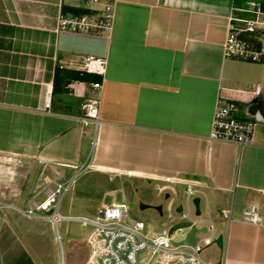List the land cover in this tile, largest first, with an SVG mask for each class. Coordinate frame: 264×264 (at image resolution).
<instances>
[{
	"label": "crops",
	"instance_id": "crops-1",
	"mask_svg": "<svg viewBox=\"0 0 264 264\" xmlns=\"http://www.w3.org/2000/svg\"><path fill=\"white\" fill-rule=\"evenodd\" d=\"M100 8L87 0H0V158L7 167L41 166L43 181L74 178L71 188L83 170L153 188L163 197L145 204L161 206L169 222L187 186L207 206L202 219L208 215L223 236V251L212 245L202 259L264 264V225L242 222L250 206L264 218V53L260 63H246L223 51L229 19L253 18L264 0H116L108 37L57 28L59 14ZM256 36L264 50V28ZM81 56L106 61L100 91L80 85L74 70H57L78 67ZM257 86L252 106L247 94ZM47 94L50 114L42 111ZM220 97L236 101L238 119L258 121L250 144L208 140ZM88 100L97 102L98 117L85 124ZM0 206V264L87 262L88 227L79 224L87 235L62 244L61 223L28 219L17 204ZM228 210L229 223L222 217Z\"/></svg>",
	"mask_w": 264,
	"mask_h": 264
},
{
	"label": "built area",
	"instance_id": "built-area-1",
	"mask_svg": "<svg viewBox=\"0 0 264 264\" xmlns=\"http://www.w3.org/2000/svg\"><path fill=\"white\" fill-rule=\"evenodd\" d=\"M91 6H101L95 14L83 16L57 17V28L76 34L108 37L113 28L116 0H87ZM264 12L260 9L254 12L253 18L231 17L228 22L226 38L223 45L224 58L246 63H260L263 58V48H256L258 28H264V19H258ZM78 67L71 64L57 68L62 71L74 70L76 80L80 85L86 84L89 89L100 91L102 80L106 74V61L95 56H81ZM262 92L260 86L247 94V101L252 106L257 105ZM97 102L88 100L83 106L82 121L95 122L98 117ZM42 111L50 114L51 97H44ZM239 107L236 101L218 98L214 112L212 128L208 140L213 142L231 143L238 147L252 142V135L258 121L238 119ZM126 176H132L127 173ZM74 178L68 181L44 180L40 190L27 202L23 211H18L28 219H46L54 227L62 222H77L89 228L86 243L89 256L85 264H212L202 259L201 254L217 239L215 229L209 223V216L203 221L205 234L197 237L194 247L176 246V235L166 230L155 231L145 235V225L142 221L130 217V208L126 203H112L99 209L94 217H69L60 212L62 198L70 191ZM171 183L170 179L164 180ZM178 181V180H177ZM182 212L176 216L177 221L194 220L192 200L198 197L195 190L185 187ZM42 198L41 202H38ZM1 207V206H0ZM52 212L48 217L41 214ZM222 217L231 221V211H223ZM242 222L262 227L264 218L254 206L242 212ZM59 239L57 238V241Z\"/></svg>",
	"mask_w": 264,
	"mask_h": 264
},
{
	"label": "rangeland",
	"instance_id": "rangeland-1",
	"mask_svg": "<svg viewBox=\"0 0 264 264\" xmlns=\"http://www.w3.org/2000/svg\"><path fill=\"white\" fill-rule=\"evenodd\" d=\"M76 110L75 113L82 118L81 106L77 105ZM7 162L9 161L0 158V201L26 208L27 202L42 187L43 178L47 172L34 163H15L7 167ZM111 190L113 192H110ZM160 197L163 195H157L153 188L145 190L139 184L134 187L120 179L112 182L109 177L83 170L78 172L73 188L62 198L60 211L64 216L92 218L99 209L110 206L113 202L126 203L130 208V217L142 221L145 225L143 234L150 236L155 231L169 228L170 222L166 214L162 218L157 217L152 209L141 210L140 205L151 199L154 202L160 201ZM41 201L42 198L38 202ZM163 212L165 213L164 209ZM203 212L205 213V210ZM58 231L62 244L65 238L78 242L87 235V231L83 230L77 222H62ZM56 250L59 252L58 244H56ZM77 260L80 261V258Z\"/></svg>",
	"mask_w": 264,
	"mask_h": 264
},
{
	"label": "water",
	"instance_id": "water-1",
	"mask_svg": "<svg viewBox=\"0 0 264 264\" xmlns=\"http://www.w3.org/2000/svg\"><path fill=\"white\" fill-rule=\"evenodd\" d=\"M184 187V186H183ZM183 191L180 192H185V188H182ZM168 198V197H167ZM176 200H178V202H180V204H178V206L176 207V209H174L172 211V214L174 216L171 217V215H168L169 219H170V224L168 225V232L169 234H175L176 238H177V242H175L173 244L174 247H178V246H186V247H194L197 237L200 235H203L206 233L207 228L206 226H203V210L207 211V206H202V198L200 196L195 197L192 200V205L194 207V215L193 218L194 220H187V221H183V222H179L176 220V216L179 215L182 212V202L184 200L183 195L179 196L177 198H175ZM204 208V209H203ZM140 209L141 210H146V209H153L161 218L164 216L163 215V211H162V207L161 206H157V207H151L149 205L146 204H141L140 205ZM52 212H48V213H44L41 214V216L44 217H48ZM213 245L216 246V248H218V250L220 252L223 251V236L222 235H218L217 239L214 241ZM216 264H221V261H219Z\"/></svg>",
	"mask_w": 264,
	"mask_h": 264
},
{
	"label": "trees",
	"instance_id": "trees-1",
	"mask_svg": "<svg viewBox=\"0 0 264 264\" xmlns=\"http://www.w3.org/2000/svg\"><path fill=\"white\" fill-rule=\"evenodd\" d=\"M74 15H84L87 14L88 12L84 9H71L70 10Z\"/></svg>",
	"mask_w": 264,
	"mask_h": 264
}]
</instances>
